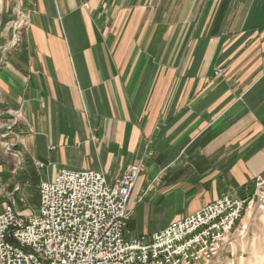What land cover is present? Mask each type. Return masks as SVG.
I'll return each instance as SVG.
<instances>
[{"label": "crops", "instance_id": "obj_1", "mask_svg": "<svg viewBox=\"0 0 264 264\" xmlns=\"http://www.w3.org/2000/svg\"><path fill=\"white\" fill-rule=\"evenodd\" d=\"M17 5L27 25L8 49ZM5 126L0 200L26 214L61 169L113 184L135 161L128 238L243 199L264 172V0H1Z\"/></svg>", "mask_w": 264, "mask_h": 264}, {"label": "built area", "instance_id": "obj_2", "mask_svg": "<svg viewBox=\"0 0 264 264\" xmlns=\"http://www.w3.org/2000/svg\"><path fill=\"white\" fill-rule=\"evenodd\" d=\"M11 25L8 49L19 44L18 32L27 25L19 5ZM17 118L13 114V124ZM11 128L5 126L0 139L5 152L16 156L14 143L7 141ZM141 167V161L129 164L113 184L99 171L61 169L39 184L35 214L5 204L0 264H214L223 252L232 259V246L246 230L243 219L264 201V172L243 199L224 195L171 221L150 240L126 239L128 201Z\"/></svg>", "mask_w": 264, "mask_h": 264}, {"label": "rangeland", "instance_id": "obj_3", "mask_svg": "<svg viewBox=\"0 0 264 264\" xmlns=\"http://www.w3.org/2000/svg\"><path fill=\"white\" fill-rule=\"evenodd\" d=\"M22 186L24 190L26 189L27 206L35 210L38 201L36 182L31 180ZM16 200L21 204L20 193L16 195ZM4 205V201L0 200V212ZM243 223L246 224V230L232 246L233 258L231 259L227 252H223L214 264H231L232 261L234 264H264V201L245 216ZM125 237L128 239L129 235L125 233Z\"/></svg>", "mask_w": 264, "mask_h": 264}]
</instances>
